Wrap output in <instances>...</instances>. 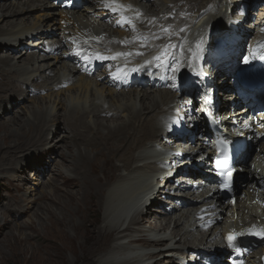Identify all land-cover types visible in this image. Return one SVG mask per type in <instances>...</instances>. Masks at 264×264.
<instances>
[{
	"label": "bare ground",
	"instance_id": "bare-ground-1",
	"mask_svg": "<svg viewBox=\"0 0 264 264\" xmlns=\"http://www.w3.org/2000/svg\"><path fill=\"white\" fill-rule=\"evenodd\" d=\"M189 1L190 2L188 3L191 4V2L195 0ZM209 1L210 0H208L207 3ZM165 2L166 0H105L104 8L102 9L104 11L99 10L97 6H90L85 9H80V12H76V14L73 13L74 10L66 12L61 11L58 14V12H52V10H58L55 9L48 0H4L3 2H0V23L5 22V24L8 25V28L13 27L17 21H20L21 23L19 24H22L29 20L31 16L36 13V11H39L40 14L36 18L38 20L42 17L45 18L40 26H43L44 23L47 22L45 29L50 30L41 31L40 26H30L24 28L20 27L17 30H5L0 25V45H6V43L8 44L10 42V38L8 39L4 36H11V34L14 36L12 37V39L14 38V44L11 45V47L14 48L13 52L16 53L20 46H22L23 42H25L24 39L34 36L49 39L48 37H56L66 29H72L76 33L84 34L88 37H93L95 33L104 34L108 29H111L110 24L107 25L105 23L106 17H104V14L110 11L111 17H113L115 13H117L118 16H122V14L134 15L136 14L135 6L139 7L142 4L147 12L150 13L148 16L151 20L155 16L151 13L162 12V19L166 18L164 19V22H174L172 9L178 4L179 0H174L171 7L169 5L167 8L165 5L167 8L166 10L165 7H163L160 9V11L158 10L155 12V9H157L158 6H163ZM207 3L203 6H206ZM241 3L247 7V5L244 4V0H241ZM109 4H112L113 7H117L118 9L123 6V12L118 10L117 12L113 13L111 9L107 7ZM25 5L28 7L27 10L23 8ZM88 5L89 4L86 3L84 7H87ZM248 6L250 8L252 6L251 3H248ZM50 8H52V10ZM177 13H179L178 10ZM51 15L54 17L49 19V16ZM218 16H222V14L220 13ZM83 18H87L89 20L88 23L86 22L87 24H85ZM95 18L99 19V21H97ZM51 19H55L56 21H51ZM57 19L59 20V23H61V32L56 34ZM223 19L224 18H219L218 20ZM199 20L196 19V22L191 24L189 29L185 30V43H189L191 40L196 39V34L203 31L207 32V28H203V26L200 25L206 20V16H203ZM64 22H66L68 26H64ZM91 22L99 26V28H97V30L99 29L98 31L94 33L90 32V30H92ZM131 24L133 25V27H131V34L121 30L120 34L112 35L110 37V41L116 43V45L120 47L127 49L128 47L130 48L131 45L134 46V39L137 33L135 32L134 24ZM257 25L258 23L252 26L255 27ZM192 26L195 27V31H191ZM165 27L173 28L174 26L169 24ZM186 32L193 34H188ZM177 38L179 39L180 36H177ZM58 40L59 39L55 38V44L53 48L54 50H58V48H55L56 43H61V39L59 40L60 42H58ZM44 41L45 40L43 39V43ZM43 43L42 46L37 47L39 51L41 49L45 50V45ZM139 51L143 52L142 49ZM24 52L27 54L26 50L21 51L20 54L22 55ZM36 55L37 54H34L31 57L27 56L28 58L20 56V58H24L23 62L31 61L29 63L31 64L32 60L39 61V57ZM142 56H145L144 53L141 55V57ZM43 57L45 62L41 63L39 66H35L33 68V70H35L34 74H32L28 81L21 80L20 83L22 85L17 87H14L15 83L7 78V76L10 75L16 77V72H22V65L14 63L12 65L16 66V69L6 68L10 61L9 58L0 57V111H8L7 103L19 102L16 101V96H22V93H25L28 88L34 86L35 88L41 89L42 87L40 88L36 86L37 84L35 85V80L47 74V70L52 72L56 71L60 62L65 63L64 67H66V71H56V74H62H59V79L53 81L51 85H48L49 89H54L56 85L63 87V83L66 80H72V83L75 81L76 82L72 86L71 83L68 90L77 87L81 93L77 94L78 98L72 100L69 106L68 104L65 105L61 99L59 101L55 100L54 104L56 105V109H58V111L54 112L51 117L50 114H47L49 111L46 112L42 104L39 102L38 105L36 103L37 110L34 109V111L32 110V113H30L32 114L31 117L24 116L20 119H16L17 117L12 116L9 121H1L3 120L1 117L0 133L4 132L2 141L5 140V144L3 146L1 145L3 148H0V150L3 151L4 156L7 158H11L12 160H18L19 158V160L24 159L27 162L25 166H19L20 170H17L16 168L17 171L15 177L17 178L21 177L18 172H25L28 168V165L33 164V160H35L39 163L38 165L42 167L43 170H46V168L49 166L55 167L57 175H54L53 179L48 184H50L51 187L52 184H54L57 186V188H62L64 190L63 195L72 193L69 189H72V187L77 185L79 182V179L76 178L77 175L78 177L80 176L82 179L81 181L84 182V190L82 192L78 191L76 193V195L78 193H80V195L66 198L63 200L65 202L60 200L57 201L54 198L63 196L57 194L56 191L52 190L43 193L42 198L49 196L54 203L52 206H55L52 207L51 204L46 203L45 207L42 208V211H44V209L45 211H48V214H46L45 218L47 221L46 229L49 232V236L46 237L39 234L38 230L36 229L35 233L19 238L12 247V253L14 257L18 258V256L26 257L27 255H30V257L33 258L32 264H133V260H131L133 258L124 259L126 256H131L132 253V251H126L129 249L127 247L129 244H142L143 246L145 245L148 247L154 245H163L160 251L157 250L158 252H149V258L155 260L154 263L151 261L153 264H166V262H168V264H178V262H174L172 258H169L168 260L163 259L168 255V252L161 253V251H166L168 248H170H165L166 244L164 243V240H166L167 237L154 239L140 235V233L145 231V228L143 229L142 227L146 224H148L149 228L152 230L160 228L162 231H165L168 224L173 223L174 235L179 233L177 227L180 225L179 223L181 218H175L172 216V218H174L173 220H170L169 222H167V220L164 221L165 217L158 215V212H161V210L159 208L152 207L153 205H156L157 202L159 203L158 205L161 204V202H159L161 198H159L157 194L164 193L165 191V187L158 186L156 175L153 173L154 171H157L155 162L156 160H162L163 158L167 159V156L159 158L158 154L152 150V144L162 136V121L165 114L171 108V106L168 105V102L173 98V94L166 89H145L142 90V92L129 90L126 91V93H130L129 96L135 100L134 103L138 101L142 107L140 106L141 108L138 109L136 105L131 102L133 99H128L131 104L129 101L126 102V100L125 102H122L121 100H118L117 102L111 101L112 104L119 103L116 108H113V105L111 106L107 104L106 98L111 96L110 99L115 101V98L117 99L121 97L124 92L115 94L117 91L107 87L104 83L95 81L93 77L77 73V69L72 66H70V71L66 63L68 60L62 55L55 56V60H51V57ZM154 57L155 56L152 57L153 61L155 60ZM146 59L147 58L145 56L143 62H146ZM35 65H37V63H35ZM211 73L214 81V92L218 93L217 101H219L221 104H225L227 101L222 94V90L226 87H230V78L227 75L226 68L221 66V64L217 66L212 65ZM92 80L95 82V87L92 86ZM98 83L103 85V88L100 89L98 87ZM25 87H27V89ZM104 89L106 91H104ZM11 90L15 92L10 93L9 91ZM157 90L163 91L165 93L160 94V96H158V93H156L151 97V93ZM4 92H9L10 95H6V93L2 94ZM134 96H136L137 99L134 98ZM148 98H151V100L153 99L152 101H156V99L160 98L161 99L160 101L157 100L153 106L145 107V103ZM96 100H98L100 103H95L97 108L92 109L89 107L94 106V101ZM60 109H62L63 112ZM110 112H112L111 115ZM117 113L121 116H126V120L117 125L103 123V119L113 122L111 119H114ZM86 114H97L99 116L104 115V118L101 117V119H99V117H97L94 123L90 124L86 121ZM236 114L241 116V112H237ZM238 119H240V117H238ZM9 124H13L15 126L13 127L14 129L9 127ZM48 125V128L53 127L54 130H52L55 132H47L48 128H46V126ZM61 125L65 126L63 128H69L62 137H60L59 134L55 135L57 130L60 129ZM24 127H26V129H23ZM101 127H105L103 128V131ZM79 131L83 132L84 134L87 133V136H85L83 133V135L80 134ZM55 136L56 139L54 138ZM43 138L46 140L50 139L52 141L56 140V144L49 146L48 142H42L41 139ZM70 138H73V145H75L77 148L75 153L73 152V148L75 146H71L68 143V139ZM38 141L41 142V145L40 143L38 144ZM196 141L200 142V140ZM26 149L28 151H34L32 154L33 156H37V159L31 158L30 160V158L27 156L28 151ZM58 149L64 150L63 152H60L61 160L55 161L52 159L49 161V158L46 157H51V154L57 153ZM179 149L180 148L173 147V152H178ZM95 153H97L96 156H94ZM188 156H190V154H188ZM4 159L6 158L4 157ZM71 159H73L75 162L71 171H75L77 175L70 173L68 176L77 179V181L74 183H70V179L66 176V174L62 173L61 170V165L64 164V161L66 163ZM2 161L0 160V165L4 164ZM193 161H195V158L190 160V162ZM207 168L208 167L204 165L202 169L207 171ZM34 175H36V173ZM255 175L256 173L253 170L247 168V180L245 182L246 185L248 183H250V185L246 191H243V193H245L248 198L244 197L241 199L237 194L235 196L236 207L232 206L230 202H225L223 205L219 206L222 211L227 208H230V210L231 208L234 210L236 209L240 212H243V214L241 213L242 218L249 219L255 216H264V212H257V206L252 202L256 196V194H254V185L256 179ZM56 177H59L57 179L58 181H56H60L59 185L54 183ZM179 186H182V184H179ZM245 186H242V188ZM201 196H204L203 203L206 206H209L212 203V201L209 199H216L217 201L219 200L218 197L216 198V194L211 197H206L203 192ZM22 202H24V200ZM20 203H17L16 206L14 205L15 207L3 209V216L0 218V240L2 239L0 241V246L11 235V232L6 234L5 225L7 223L10 225V227L14 226L13 229L25 224L16 217L13 219L11 217L13 216V213L18 211L21 214L32 215V206H24ZM162 203L166 202L162 201ZM9 205L11 206L12 204ZM200 208H203V206H197V209L200 210L199 213H197L195 210H188V218L194 216L196 219H198L199 215L205 212L204 209L202 210ZM136 209H139L137 210L136 215H133L131 218H129V220L127 215H129L132 210ZM221 210L219 211L221 212ZM56 211H59V214L56 213ZM41 214L43 215V212ZM198 223L199 220H197L193 225L189 224V230L187 229V232H190L191 230L194 231L195 229L199 228V230L203 233L202 240L215 239L216 244H213L212 247L222 248V243L218 241V238L220 237L218 234L219 225H217L213 230L211 229L212 231L209 230L204 232L201 230L200 223L199 226ZM3 234L6 236H3ZM29 237H31V240H34L33 242L39 243L37 244V247L34 243L30 245L28 244V242H31L29 241ZM23 243H27L28 245H24ZM187 249L196 252L200 250L201 247L193 245V247ZM118 254L120 255L119 258L124 260L120 261L118 257V259H115L116 255ZM162 254L163 258H158L160 257L159 255ZM139 255L140 254L137 256ZM28 257L29 256L24 259V264H30L27 260ZM20 260H23V258Z\"/></svg>",
	"mask_w": 264,
	"mask_h": 264
},
{
	"label": "rangeland",
	"instance_id": "rangeland-1",
	"mask_svg": "<svg viewBox=\"0 0 264 264\" xmlns=\"http://www.w3.org/2000/svg\"><path fill=\"white\" fill-rule=\"evenodd\" d=\"M3 1L4 0H2L0 2H3ZM183 1L190 2L189 0H179L178 3H181ZM207 1L208 0H205V1L195 0V1H192V3L190 5L193 7V6H196L198 4H206ZM173 2H174V0H166V2L163 4V6H158L157 9H155V8H153V9L156 10L155 12H157L158 10L160 11V9L163 8V7H165V5H166L167 8L169 7V5L171 7L172 6L171 4H173ZM143 3H146V2H143ZM222 3L223 2H221L220 0H210L208 2V4H211L213 6L220 7L221 8V11H223L224 10V6L222 5ZM248 3H251V0H244V4L245 5H248ZM166 7H165V10L167 9ZM23 8L25 10L28 9V7L26 5L23 6ZM50 9L52 10V8H50ZM52 12H58V14H59L61 11L60 10H58V11H53L52 10ZM76 12L79 13L80 10L75 9L73 11L74 14H76ZM143 12L146 13L145 11H143ZM39 14H40V12L39 11H36V13L33 14L29 20H27L26 22H24L22 24H19L21 22L20 21H17L15 23V26H13V27H9L8 28V25H6L5 22H1L0 25L5 30H8V29H15V30H17L20 27H23L24 28V27H30V26H40L41 23H43V20L45 18L42 17V18H39V20H38L36 17ZM160 14H163V13L161 12ZM53 17L54 16L51 15V16H49V19L50 18H53ZM114 17L115 16L110 17L108 20H105V23L106 24H109V22L111 20H113ZM95 19L97 21H99V19H97V18H95ZM37 21H39V22H37ZM51 21H56V20L55 19H51ZM83 21L85 22V24H87L89 20L87 18H83ZM189 22H190V17H189V12H188L187 14L176 15L174 17V22H171V23L174 26L175 24L182 25V23L183 24L184 23L185 24H188ZM46 23H44L43 26H40V30L41 31L43 29H45ZM60 24L61 23H59V20L57 19V24H56L57 32L56 33H60L61 32V26H60ZM94 26H96V27H94ZM91 27H92V30H90L91 33H94V32H96V31L99 30V29L97 30V28H99V26L93 24L92 22H91ZM178 29H180V27H178ZM191 31H195V27L194 26L191 27ZM107 32H110V33L113 32L112 35H118V34H120L121 30L120 29H117V30L108 29ZM186 33L193 34V33H189V32H186ZM8 34H10V33H8ZM4 37H6L8 39L10 38L9 39L10 42L8 44L6 43V45L5 44L0 45V57L1 58H6L7 57L10 60L9 63H8L9 65L7 64V67L6 68L16 69V66H13L12 65L14 63L15 64L17 63V64L22 65V72L21 73L19 71L16 72L15 73L16 74V77L10 76V75L7 76V78H9L12 82L15 83L14 87H17V86L22 85L20 83L21 80L28 81V79L35 72V70H33V68L35 66H39L41 63H44L45 62V60H43V58H44L43 56L51 57V60H55V56H51L50 54H43V52L45 53V51H44V49H41L40 50L41 53L38 54V55H36L37 57H39V61L32 60V63H31L32 65L29 64L31 61H29V62H23V60H24L23 57H27V56L28 57H31V56L34 55L32 52L30 53L27 50L28 46H27V48L24 47V46H20V48L17 51V53H14L13 54L12 47H11V45L14 44V42H13V39L14 38L12 39V37H14L13 34H11V36L6 35ZM55 38H57V37H55ZM28 39H30V38H28ZM28 39H24V40L25 41H28ZM43 39L45 40L46 38L36 37V40H35L36 43H35V45H37L39 47L42 46ZM58 42H60V41L58 40ZM38 43H40V44H38ZM27 44H28V42H27ZM132 47H133V45H131L130 48H132ZM144 49H148V46H145ZM25 50L27 51V54H25V52H24L21 55L20 52L21 51H25ZM17 54H20V55H17ZM20 56H23V57L20 58ZM35 63H37V65H35ZM63 63L64 62H62V63L60 62L58 64V67H57L56 71H58V70H60V71L65 70L66 71V67H64L65 63L64 64ZM67 65H68V69L71 71V69H70V66L71 65H69V62L68 61H67ZM28 69H30V70H28ZM27 70H28V72H27ZM56 71L52 72L50 70H47L46 71L47 74H45L43 77L35 80L37 82V83L35 82V85L37 84L36 86H38L40 88L41 87L42 88L45 87V89L48 91L47 94L42 95V96H37V97H30L29 94H28V91H25V93L24 92L22 93V96L21 95L19 97L16 96L17 97V100L16 101H19V102L7 103L8 111H2V110L0 111V119L3 118V120H1V121H5V120L6 121H9L12 116L17 117L16 119H20V118H22L24 116L25 117H28V116L31 117L32 114H30V113H32V110L34 111V109L37 110L38 102L42 104V106H43V108L45 109L46 112L49 111L47 114H50V117H51V115L54 112H57L58 111V109H56V105L54 104V101L55 100L59 101L61 99L62 102L65 103V105L68 104V106H69L70 103L72 102V100L78 98L77 97L78 96L77 94L78 93H81V92L79 91V89L77 87L68 90V88L70 86H68V87L65 86L64 88H60L59 89V85H56L54 89H49V86L48 85H51V83L53 81H56L57 79H59V74H62V73L56 74ZM66 73H69V72H66ZM80 76H82V75H80ZM75 82H73L71 84V86ZM100 85L101 84L98 83V87L100 89L103 88L102 87L103 85H101V86ZM92 86L95 87V82L93 80H92ZM104 88H107V87H104ZM104 91H106V90L104 89ZM9 92L10 93H14L15 91L11 90ZM9 92L8 93L7 92H4L2 94H5L6 93V95H10ZM168 92H166V93H168ZM121 93H123V92H121ZM156 93H158V96H160V94L165 93V92L160 91V90H157V91L151 93V97L153 95H155ZM105 94H106V92H105ZM115 94H120V92H117ZM129 94L130 93L124 92L121 97H119L117 99L115 98V101L113 99H110L111 96H109V97L106 98L107 99V104H109L111 106L113 105L112 107L113 108H116V106L119 103L118 104H116V103H113L112 104V102H117L118 100H121L122 102H125V100H126V102H128L129 101L128 99H130V100L133 99V98H131L129 96ZM20 98H22V99H20ZM134 98L137 99L136 96H134ZM160 99H156V101L157 100L160 101ZM152 100H151V98H148L147 101H146V103H145V107H151V106H153V104L156 101H152ZM134 101L135 100L133 99V101H131V102L134 105H136V107L138 109L142 107L140 105V102L137 101V102L134 103ZM97 102H98V100L94 101V106H89V105H87V106L91 107L92 109H95V108H97L96 107V104H100L99 102L98 103ZM131 102H130V104H131ZM36 103H37V105H36ZM60 110L62 111V109H60ZM2 114H4V115H2ZM97 117H99V119H101V117L104 118V115L103 116H99L97 114H95V115H93V114H90V115L88 114L87 115L86 114V121L89 122L90 124H92L97 119ZM126 118H127L126 116H121L120 115L117 118L111 119V121H113V122L106 121V119H103L102 121H103L104 124L106 123V124H109V125H113V124L114 125H117V124H119L121 122H124V120H126ZM8 126L11 127L12 129H14L13 127H15L13 124H9ZM48 127H49V125L46 126V128H48ZM63 127H65V126L61 125L60 126V129L57 130V132H56L55 135H58L59 134V136L62 137L63 134L69 129V128H63ZM103 128H105V127H101L102 131H103ZM23 129H26V127H24ZM52 129H53V127L52 128H48L47 129V132L50 133L51 131L54 130V129L53 130ZM53 132H55V131H53ZM82 133L83 132H80V134H82ZM95 133H97V132H95ZM3 135H4V132L3 133H0V148H3L2 146L5 144V140L2 141V139L4 137ZM84 135L87 136V133H85ZM54 138L56 139V136ZM41 140H42V142H48L49 143V146H52V145H55L56 144V140L52 141L50 139L49 140H46L44 138L41 139ZM72 140H73V138L68 139V141H69L68 143L71 146H75V145H73L74 144V140H73V142H72ZM40 141H38V144L40 143V145H41V142ZM11 143H12V141H11ZM38 144H37V146H38ZM63 151L64 150H62V149L61 150L58 149L57 150V153H52V154L50 153L51 154V157H46V158H49L48 159L49 161L52 160V159L55 160V161H59V160H61V158H60L61 153L60 152H63ZM76 151H77V148L75 146L73 148V152L75 153ZM32 153H34V151H32V150L27 152V156L30 158V160H31V158L37 159V156H33ZM96 155H97V153L94 154V156H96ZM0 157H1L0 160L2 161V159H3L2 162H4L3 165H0V167H1L0 168V212H1L0 218L3 216L2 215L3 214V209L8 208V207H15L16 204L17 203H20V202H21L20 204H22L24 206L31 205L32 206V209L31 210L33 211L32 212V215L21 214L18 211H16L15 213H13V216H11V217L13 219H14V217H16L18 220H20L23 223H25L23 226L17 227L16 229H13L14 226L11 225L12 227H10V225H8V223L5 225L6 234L8 232H11L10 233L11 235L9 234L10 236L8 237V239L0 246V264H24V259L27 258V256H29L27 260L29 261L30 264H32L33 258L30 257V255H27L26 257H20V256H18V258L17 257H14V255L12 253V250H13L12 247L15 245L16 240H18L19 238L25 237L26 235L29 236L30 234L35 233V230L36 229L38 230L39 234H41L43 236H46V237L49 236V232L46 229L47 221H46V218H45L46 217V214H48V211H45V209H44V211H42V208L45 207V204L46 203L47 204L48 203L51 204V206L54 203L52 202V200H51V198L49 196L46 197V198H44V197L42 198V195H43V193L48 192V191H52V190L53 191H56V193L59 194V195H63L64 194L63 193L64 190L62 188H60V189L57 188V186L54 185V184H52V187H51L50 184H48L53 179V177H52V171H53V169H55L54 166L53 167L52 166L51 167L49 166L48 168H46V170H44V172L42 174H40L38 176L34 175V173L32 171V168H27L25 172H18V174H20L21 177L20 178H17V177H15V175H16V171L20 168L19 166L20 165L25 166L27 164V162L24 159L19 160V158H18V160L17 159L16 160L15 159L12 160L11 158H7L6 156H4L2 150H0ZM4 157L6 159H4ZM95 158H97V157H95ZM19 162H22V163H19ZM33 164L34 165H38L39 163L36 162L35 160H33ZM74 164H75V162L73 161V159L67 161L66 163L64 161V164L61 165V170H62V173L66 174V176L70 179L69 180L70 183H74V182L77 181V179H79V182H78L79 184L77 183V185L73 186L72 189H69L73 194L72 193H68V194H65V195H63L62 197H59V198L54 197L57 201H59V200L60 201H63V200H65L66 198H68L70 196L80 195V193H78L77 195H76V193L78 191L82 192L84 190V185H83L84 182L81 181L82 180L81 177L80 176L78 177V175L75 173V171H71L73 169ZM16 168H17V170H16ZM70 173L77 175V177H76L77 179L74 178V177L68 176V174H70ZM13 176H14V178H13ZM58 178L59 177H56L55 178L54 183H57L59 185L60 181L59 182H56V181H58L57 180ZM239 183H240V181L237 180L236 181V185L238 186ZM249 185H250V183H248L245 187H243L242 190H241V193H243V191H246L247 188L249 187ZM160 194H163V193L157 194V196L159 198H160V196H159ZM23 200H24V202H22ZM157 200H156V202H157ZM63 202H65V201H63ZM159 202H160V200H159ZM161 203H162V201H161ZM9 204H12V205L10 206ZM157 204H159V203L157 202ZM52 207H55V206H52ZM161 209L163 210V208H161ZM190 209H192V208L191 207H187V208L184 209V212L185 211H188ZM137 210H139V209L132 210V212H130V214L127 215L128 216V219L131 218L133 215H136ZM226 210L227 211H230V208H227ZM42 212H43V215L41 214ZM56 213L59 214V211H56ZM158 213H159L158 214L159 216L165 217V220L164 221L167 220V222H169L170 220H173L174 219V218L169 217V216H166V215H164V214H162L160 212H158ZM179 214H181V213H179ZM173 216L176 217L177 215H173ZM258 216H260V215H258ZM180 218H181L180 219V223H179L180 225L177 227L179 233L177 235H174V233H173L174 232V230H173V225L174 224L173 223L172 224L169 223L165 231L164 230L162 231V229H160V228L159 229L157 228L156 230L154 229L155 230L154 231V230H152V229L149 228V225L148 224L143 225L142 228L143 229L145 228V231L148 232L150 234V236H151L149 238H154V239L157 238V239H159L161 237H167L166 240H164V243L166 244L165 248H168V247H170V248H168L166 251H161V253L162 252L163 253L164 252H168V255L165 256V258H163V254H162V255H159L160 257H158V258H163L164 260H168L169 258H173V260L175 261L176 258H181V257H185L186 256L187 253L185 252V249L190 248V247H193V245H197V246H200V247L202 246V244H200L201 243L200 239L202 238V234L198 231L199 228L198 229H195L194 231L191 230L190 232L189 231L187 232V229H188V226H189L188 212L183 213ZM198 226H199V223H198ZM9 230H11V231H9ZM4 235L5 234H3V236ZM29 241H31V242H28L27 241L29 245L34 243L35 246L37 247L38 246L37 244H39V243L33 242L34 240H31V237H29ZM23 244L24 245H28L27 243H23ZM162 246L163 245H154V246H149L148 247V246H145V245L143 246L142 244H129L128 247H127L129 249H127L126 251H132V253H131V256H128V257L126 256V258L124 257V259H131V258H133V259H131V260H133V264H153L155 262V260L152 259V258H149V252L157 251V250L160 251V249L162 248ZM139 249H141V250L139 251ZM119 254H122V253H119ZM119 254L116 255L115 259H118L119 258V256H120ZM138 254H140V255L137 256ZM21 258H23V260H20ZM124 259H120V261L121 260H124ZM28 261H27V263H28ZM166 264H167V262H166Z\"/></svg>",
	"mask_w": 264,
	"mask_h": 264
},
{
	"label": "snow or ice",
	"instance_id": "snow-or-ice-1",
	"mask_svg": "<svg viewBox=\"0 0 264 264\" xmlns=\"http://www.w3.org/2000/svg\"><path fill=\"white\" fill-rule=\"evenodd\" d=\"M108 8L111 9V11L113 13L117 12L118 10L123 12V6L120 7V9H118L117 7H113L112 4L107 5ZM125 20L127 21V23L131 24L132 21L127 19V17H125ZM117 23H121L120 21H117ZM159 38V37H157ZM97 40L101 39V38H96ZM178 45L176 44H169L167 46H165L163 52L161 55H158L155 57V60L158 61V63L156 64L157 68H168V61L171 58L172 63V67H171V72L173 74H175L178 70H179V61L177 56L175 55V51H170V50H177L178 49ZM261 47H264V45H262ZM142 53L139 52H132V51H128V52H116L114 55L111 56H105V55H101L99 52L96 53H91V54H87L83 56V59L86 61H89L91 59H96V60H100V61H104V60H117V58H128L134 55H140ZM261 59H264V56L260 57ZM247 62V61H246ZM151 63V62H149ZM140 70V67H131L128 68L127 70H120L118 69L117 72L112 73L113 77L116 79H126L131 73L137 72ZM172 79H175V75L172 76ZM264 126V125H262ZM224 164H227V158H225ZM222 167L221 164H217V168ZM222 175H227L229 178L232 176V173L229 171L227 173H221ZM225 187H227L228 185L225 184ZM249 233L255 236H260L262 238H264V228L260 229V230H256V227L253 226V228L249 229ZM235 233H230L227 237L229 244L231 245L232 242L235 239Z\"/></svg>",
	"mask_w": 264,
	"mask_h": 264
},
{
	"label": "water",
	"instance_id": "water-1",
	"mask_svg": "<svg viewBox=\"0 0 264 264\" xmlns=\"http://www.w3.org/2000/svg\"><path fill=\"white\" fill-rule=\"evenodd\" d=\"M236 188H237V191H239V192L241 191V188L240 187L237 186Z\"/></svg>",
	"mask_w": 264,
	"mask_h": 264
}]
</instances>
